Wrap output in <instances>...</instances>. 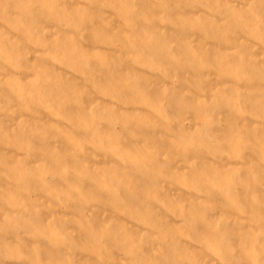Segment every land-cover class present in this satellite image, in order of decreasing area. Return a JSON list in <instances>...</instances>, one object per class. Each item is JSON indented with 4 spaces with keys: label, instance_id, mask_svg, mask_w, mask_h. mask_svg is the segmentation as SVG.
<instances>
[{
    "label": "rangeland",
    "instance_id": "obj_1",
    "mask_svg": "<svg viewBox=\"0 0 264 264\" xmlns=\"http://www.w3.org/2000/svg\"><path fill=\"white\" fill-rule=\"evenodd\" d=\"M0 264H264V0H0Z\"/></svg>",
    "mask_w": 264,
    "mask_h": 264
}]
</instances>
